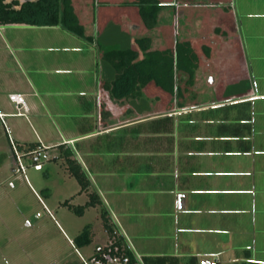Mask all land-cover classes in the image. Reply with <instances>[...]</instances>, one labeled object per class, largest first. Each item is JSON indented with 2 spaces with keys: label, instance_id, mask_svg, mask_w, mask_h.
<instances>
[{
  "label": "rangeland",
  "instance_id": "1",
  "mask_svg": "<svg viewBox=\"0 0 264 264\" xmlns=\"http://www.w3.org/2000/svg\"><path fill=\"white\" fill-rule=\"evenodd\" d=\"M74 1L81 16H84L83 19L87 17L86 12L91 15L89 11L92 0ZM95 1H97L95 8L102 5L99 2L102 0ZM226 6L231 9L229 2ZM111 10V14L113 11L118 12V8ZM122 12L124 9L120 13ZM222 17L220 14L215 20L218 21L220 18L221 21L224 20L229 33H233L228 13L226 12ZM177 24L176 22V26ZM1 26L0 91L7 96L9 90H19L22 87L19 84L20 80L28 77L32 81L33 89L26 90L31 92L27 101L31 103L35 100L39 110L6 117L7 126L0 120V264H81L75 249L76 244L74 245L69 238L74 241L84 226L89 224L95 230L94 247L97 244L100 248L105 247L110 242V237L103 225L101 208L89 207L82 214H78L68 206H64V201L73 195L70 201L74 205H83L88 195L78 194L80 183L75 177L67 175L61 159L53 160V157L59 158V150H55L52 145L49 149L52 157L45 162L42 171H36L31 167L29 160L24 158L28 165V181L53 212L54 217H51L26 181L24 174L15 171L18 166L9 139L11 136L16 141L22 140L16 133L20 129L25 132L26 140L38 139L36 134H40L45 141H49L46 138L57 140L60 134L62 135L68 127L75 126V123H79V127L82 128L83 124L90 122L80 117L82 113L74 104L76 96L82 89L74 85L76 82L72 84L74 79L68 75L69 68L66 67L65 70L63 68L64 73H62L57 66H51L55 62L49 61L53 58H56L53 61L74 60L77 53L72 46L66 45L65 37L60 36L63 34L60 27L57 29L54 26ZM112 27L109 26L110 32L113 31ZM112 33L107 32L101 36L99 40L101 46L110 49L126 48L127 39H119ZM47 40L53 41L50 43L52 47L46 46ZM22 46L24 52H29L28 56L34 61L33 65L29 64L28 56L24 57L19 53L18 50ZM42 48L44 51L41 50ZM47 57L48 62H45ZM94 60L97 66L92 71L96 79L101 73L102 65L105 64L111 67L110 81H112L115 77L112 64L104 58L100 60L94 58ZM47 67L51 72L43 73V68ZM74 70L72 68V71ZM9 77L18 84L14 85L12 82L9 84L7 81ZM139 94L141 90L137 93ZM261 103L260 109L257 105L255 110L257 124L252 135L251 152L245 154L225 152L223 155H217L213 165L219 171L221 169V176L215 177L209 172L207 177H204L198 172L194 175L195 171H193L189 176L190 179L186 180L185 176H181V182L189 184L182 183V186H178L176 183L178 174L174 173V166L168 170L166 168L160 170L161 168L143 161L138 173L133 174L132 181L133 178L136 182L141 178L146 180L145 176L156 167L157 172L167 173L161 176L160 180L153 179L158 185L162 183L161 188L139 186L132 191V198L117 200L121 207L127 209V211L121 209L123 212L120 222L114 210L117 206L108 202L107 206L113 222L123 230L128 243L138 257L145 254L179 255L180 261H186L189 256L194 255L197 256L199 264H205L204 262L220 264L218 260L222 264H241L243 260L264 261V130L262 129L264 101ZM58 106L66 111L63 114L56 111ZM0 109L17 111L12 102L5 107L0 103ZM227 110L230 111L231 108L224 109ZM205 113L206 111L203 112ZM196 116L198 114L195 113L190 122L194 120L195 123ZM13 122L16 130L12 127ZM107 140L106 138L103 146L99 145V147H102L101 153L109 161L108 165H112L115 152L110 151L112 147H109ZM174 161L177 162L176 159ZM181 195H184L182 201L186 198V202L184 206L179 207ZM121 210H118V213ZM37 212L40 213L38 217H36ZM94 247L90 248L88 253H93ZM246 248L251 251L250 258L244 255L243 250Z\"/></svg>",
  "mask_w": 264,
  "mask_h": 264
},
{
  "label": "crops",
  "instance_id": "2",
  "mask_svg": "<svg viewBox=\"0 0 264 264\" xmlns=\"http://www.w3.org/2000/svg\"><path fill=\"white\" fill-rule=\"evenodd\" d=\"M130 1L132 0H102L99 1L102 5L95 8L97 1L92 0L89 11L91 15L89 16L86 12L87 17L83 19L84 16H81L73 0L79 19L85 27V34L91 36V39L78 37L60 25L54 26L57 29L60 27L63 31L60 36L65 37L66 45L72 46L77 55L74 60L53 61L56 59L53 58L49 61L55 62L51 66H57L62 73H64L63 68L64 70L66 67L69 68L68 75L74 79L72 84L76 82L74 85L82 89V93L78 92L74 104L82 113L80 117L90 122L83 124L82 128L79 127V123H75V126L68 127L62 135L60 134L57 140L46 138L49 141H45L40 134H36L38 137L36 140H26L25 132L23 133L20 129L16 131L19 138H22V140L17 139L21 145L42 140L48 146L54 145L55 150H59V158L53 160L61 159L67 175L74 177L68 170L65 157L60 153L61 149H71L72 158L81 164L91 180L90 190L98 192L109 213L108 202L117 206L114 210L119 222L122 221L120 217L123 206L121 207L117 200L132 198V191L139 186L161 188L162 183L158 185L153 179L160 180L161 176L167 174L165 171L157 172L154 167L153 171L145 176L146 180L141 178L136 182L133 178L134 181H132L133 174L138 173L143 161L161 168L160 170H168L174 166V173L178 174L176 181L178 186H182L183 183L181 176H185L186 180L190 179L189 176L193 171H195L194 175L198 172L204 177H207L209 172L215 177L221 176V169L219 171L213 165L216 156L223 155L225 152L238 154L251 152L252 135L257 124L256 106L258 105L260 109L261 102L264 101V0H161L170 5L159 11L157 24L153 29L145 26L138 7L129 4ZM173 2L178 6L176 7ZM228 2L231 9L226 6ZM112 8H118V12L113 11L111 14ZM123 9L124 12L120 13ZM226 12L231 20L233 33H229L224 20L221 21V18L218 21L215 20L220 14L222 17ZM124 13L128 15H123ZM230 13L232 15H229ZM110 25L113 26V33L110 32ZM107 32L116 34L115 36L119 39H127L126 48L138 50L140 58L144 54L137 39L142 37L151 39L150 49L153 50H163L173 45L176 38H180L192 40L193 44L197 45L200 41H205L210 45L211 52L209 58L202 60L195 69L192 84H186L188 79L186 72L177 73L176 84L180 87L179 93L170 94L151 81L141 89V94L130 96L131 98H117L112 96L111 91L106 87V84L111 82V67L103 64L97 79L93 75V69L97 66L94 58L103 59L104 52L110 49L99 43L101 36ZM51 42L53 41L47 40L46 46L52 47ZM41 50L44 51V48ZM18 51L24 57L29 54L24 52L23 46ZM47 59L48 57L44 61L48 62ZM28 62L33 65L34 61L30 56H28ZM72 68L75 70L72 71ZM49 72L51 70L48 67L43 68V73ZM62 78L64 79V76ZM7 81L9 84L11 82L14 85L18 84L11 77ZM19 84L22 87L19 90H9L7 96L0 91L2 106L11 105L8 97L11 92L23 93L28 99L31 92L26 90L33 89L32 81L26 77L20 80ZM227 94L230 95L225 97ZM28 104L29 112L39 110L35 100ZM58 107L56 111L62 112L61 114L66 111ZM227 108L231 110L224 111ZM205 111L206 113L203 114ZM0 112L5 114L6 124L8 123L6 117L20 116L13 114L14 112L10 110L0 109ZM195 113L198 114L195 117V123H193L194 120L190 122ZM12 127L16 130L14 122ZM262 129L264 130V127ZM106 138L109 141V147H112L110 151L115 152L112 165H108L109 161L101 153L102 147H99V145L103 146ZM60 144H64L63 148L59 147ZM26 181L29 183L28 180ZM187 184L189 183H183V185ZM30 187L44 206V199L31 185ZM160 190L164 191V189ZM142 192L143 190L140 191ZM81 193L88 195V192L80 188L78 194ZM73 197L74 195L70 199ZM137 197L141 198L138 195ZM183 197L184 195H181L179 198V207L185 205L186 198L182 201ZM70 199L64 202L74 205ZM118 210L121 211L118 213ZM49 215L54 217L52 211ZM36 217H38L37 214ZM119 229L124 235L123 230ZM93 232L95 230L91 226L89 243L79 244L75 239L73 241L69 238L74 245L76 244L77 254L90 256L99 249V244L94 247L96 235H93ZM92 247L95 250L93 253H88ZM243 252L245 256L251 257L250 249L246 248ZM175 256L180 258L179 255ZM248 261L264 263V261L243 260L241 264ZM217 262L222 264L220 260Z\"/></svg>",
  "mask_w": 264,
  "mask_h": 264
},
{
  "label": "trees",
  "instance_id": "3",
  "mask_svg": "<svg viewBox=\"0 0 264 264\" xmlns=\"http://www.w3.org/2000/svg\"><path fill=\"white\" fill-rule=\"evenodd\" d=\"M173 3L176 5L175 2ZM129 4L138 7L143 23L148 29L156 26L159 11L170 5L161 0H132ZM9 24L60 25L78 37L91 39V36L85 34V27L79 19L73 0H0V25ZM137 43L143 51L142 58L139 56V51L132 48H112L104 52V58L112 64L115 70L114 79L106 84L114 97L135 96L151 81L170 94L179 93L180 87L176 84L177 73L186 72L188 74L186 84H192L195 69L202 60L209 58L211 52L210 45L205 41H200L197 45L189 39L176 38L173 45L163 50L150 49L151 39L149 37L138 38ZM38 144L39 142L19 144V148L23 152H28ZM63 146L64 144H60L59 147L63 148ZM60 153L65 157L70 174L80 183L81 190L88 192L89 195V199L83 205L64 203L78 214H82L87 207L99 206L103 225L110 239L123 247L125 254L129 256V261L125 264H199L196 256H190L183 263L175 255H142L139 259L118 225L113 222L109 211L103 206V200L98 192L90 190L91 180L81 164L72 158V150L61 149ZM53 159L56 158L53 157ZM90 229L89 224L84 226L75 241L79 244L89 243L91 241ZM100 249L102 248L99 247L98 250ZM242 264L264 263L243 262Z\"/></svg>",
  "mask_w": 264,
  "mask_h": 264
},
{
  "label": "built area",
  "instance_id": "4",
  "mask_svg": "<svg viewBox=\"0 0 264 264\" xmlns=\"http://www.w3.org/2000/svg\"><path fill=\"white\" fill-rule=\"evenodd\" d=\"M9 100L14 103L17 111L13 114L24 115L30 111V106L27 102L26 96L20 92H11L8 94ZM5 114L0 112V119L5 126H7L5 121ZM12 150L15 155V163L18 166L15 171L22 172L26 180H28L27 169L28 165L25 163L24 158H27L30 165L35 170H42L46 161L50 160L52 155L49 152L50 146L44 144L42 141L28 152H23L19 148V143L9 137ZM44 208L47 212L51 213V210L44 204ZM39 216L40 213L38 212ZM81 259V264H125L129 261V256L125 254L123 247L115 244L113 240L100 250H97L94 254L90 256H84L79 254ZM140 259V257H138Z\"/></svg>",
  "mask_w": 264,
  "mask_h": 264
}]
</instances>
